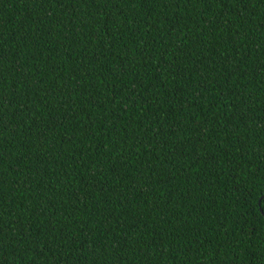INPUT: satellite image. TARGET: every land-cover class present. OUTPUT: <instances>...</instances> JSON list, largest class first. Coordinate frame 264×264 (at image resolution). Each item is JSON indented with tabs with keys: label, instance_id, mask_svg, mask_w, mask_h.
<instances>
[{
	"label": "trees",
	"instance_id": "1",
	"mask_svg": "<svg viewBox=\"0 0 264 264\" xmlns=\"http://www.w3.org/2000/svg\"><path fill=\"white\" fill-rule=\"evenodd\" d=\"M0 264H264V0H0Z\"/></svg>",
	"mask_w": 264,
	"mask_h": 264
}]
</instances>
